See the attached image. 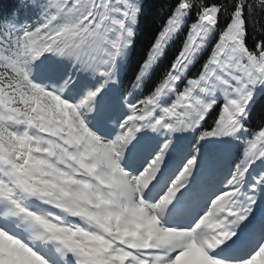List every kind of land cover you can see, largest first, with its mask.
<instances>
[{"label": "snow or ice", "instance_id": "snow-or-ice-1", "mask_svg": "<svg viewBox=\"0 0 264 264\" xmlns=\"http://www.w3.org/2000/svg\"><path fill=\"white\" fill-rule=\"evenodd\" d=\"M0 264H264V0H0Z\"/></svg>", "mask_w": 264, "mask_h": 264}, {"label": "trees", "instance_id": "trees-1", "mask_svg": "<svg viewBox=\"0 0 264 264\" xmlns=\"http://www.w3.org/2000/svg\"><path fill=\"white\" fill-rule=\"evenodd\" d=\"M152 17L154 18V21H155V24L158 25L160 23L163 22V13L156 10V9H153V12H152ZM153 20L150 19L149 20V28L153 27ZM143 40H144V37L142 35L141 37V43H143Z\"/></svg>", "mask_w": 264, "mask_h": 264}]
</instances>
